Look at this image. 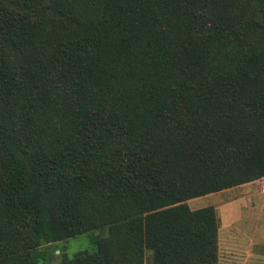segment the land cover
I'll return each instance as SVG.
<instances>
[{
	"label": "trees",
	"instance_id": "trees-1",
	"mask_svg": "<svg viewBox=\"0 0 264 264\" xmlns=\"http://www.w3.org/2000/svg\"><path fill=\"white\" fill-rule=\"evenodd\" d=\"M262 178L264 0H0V264H219Z\"/></svg>",
	"mask_w": 264,
	"mask_h": 264
},
{
	"label": "rangeland",
	"instance_id": "rangeland-1",
	"mask_svg": "<svg viewBox=\"0 0 264 264\" xmlns=\"http://www.w3.org/2000/svg\"><path fill=\"white\" fill-rule=\"evenodd\" d=\"M264 178L219 193L192 199L186 202L191 210L213 206L219 222V264H239L234 258H250L257 250L264 251ZM256 220V221H255ZM252 223H257L252 228ZM259 224V225H258ZM108 235L107 229H99L75 238L61 241L39 249L46 252L47 259L40 264H59L73 254L93 249V241ZM247 264H256L253 259ZM232 261H235L232 263ZM145 264H150L146 253ZM264 264V263H263Z\"/></svg>",
	"mask_w": 264,
	"mask_h": 264
},
{
	"label": "crops",
	"instance_id": "crops-1",
	"mask_svg": "<svg viewBox=\"0 0 264 264\" xmlns=\"http://www.w3.org/2000/svg\"><path fill=\"white\" fill-rule=\"evenodd\" d=\"M256 221V220H255ZM257 224V223H256ZM255 223H252V228H254V226L256 225ZM259 225V224H258ZM257 226V225H256ZM258 227V226H257ZM218 236H219V230H218ZM218 240H219V238H218ZM262 243V245L264 244V241L263 242H261ZM264 246V245H263ZM253 254H255L254 256H253V258L251 257V255H252V253H249L248 252V257H250V258H244V257H242V258H234L235 260H237L238 261V263L239 264H247L248 262H249V259H253L254 260V262L256 263V264H263L264 263V251H261V249H259V250H257L255 253L253 252ZM235 261H232V263H234Z\"/></svg>",
	"mask_w": 264,
	"mask_h": 264
},
{
	"label": "built area",
	"instance_id": "built-area-1",
	"mask_svg": "<svg viewBox=\"0 0 264 264\" xmlns=\"http://www.w3.org/2000/svg\"><path fill=\"white\" fill-rule=\"evenodd\" d=\"M262 191L264 192V183H262Z\"/></svg>",
	"mask_w": 264,
	"mask_h": 264
}]
</instances>
